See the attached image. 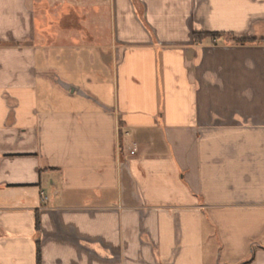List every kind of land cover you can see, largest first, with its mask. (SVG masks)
I'll return each instance as SVG.
<instances>
[{"label": "crops", "instance_id": "obj_1", "mask_svg": "<svg viewBox=\"0 0 264 264\" xmlns=\"http://www.w3.org/2000/svg\"><path fill=\"white\" fill-rule=\"evenodd\" d=\"M39 250L264 264V0H0V264Z\"/></svg>", "mask_w": 264, "mask_h": 264}, {"label": "trees", "instance_id": "obj_2", "mask_svg": "<svg viewBox=\"0 0 264 264\" xmlns=\"http://www.w3.org/2000/svg\"><path fill=\"white\" fill-rule=\"evenodd\" d=\"M226 37H232L225 34H218V33H194L193 38L195 43H201L204 39H217V40H221V39H225ZM233 41L236 44H247V43H256L258 42V40L256 39H248V38H236L233 37ZM38 259H37V264H41V252L40 250L38 251Z\"/></svg>", "mask_w": 264, "mask_h": 264}, {"label": "built area", "instance_id": "obj_3", "mask_svg": "<svg viewBox=\"0 0 264 264\" xmlns=\"http://www.w3.org/2000/svg\"><path fill=\"white\" fill-rule=\"evenodd\" d=\"M133 154H134V152H133ZM42 198H43V200H44L45 202H47V201L49 200V198H48L47 196H45L44 194H43Z\"/></svg>", "mask_w": 264, "mask_h": 264}, {"label": "rangeland", "instance_id": "obj_4", "mask_svg": "<svg viewBox=\"0 0 264 264\" xmlns=\"http://www.w3.org/2000/svg\"><path fill=\"white\" fill-rule=\"evenodd\" d=\"M226 38H228V37H226ZM230 39H231V38L229 37L228 40H230ZM131 153L133 154V151H132ZM134 154H135V152H134Z\"/></svg>", "mask_w": 264, "mask_h": 264}]
</instances>
